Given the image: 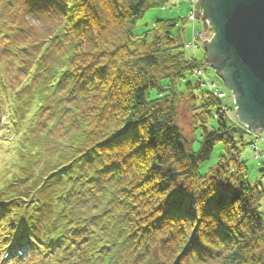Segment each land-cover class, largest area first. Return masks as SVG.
<instances>
[{"label":"trees","instance_id":"16d2710c","mask_svg":"<svg viewBox=\"0 0 264 264\" xmlns=\"http://www.w3.org/2000/svg\"><path fill=\"white\" fill-rule=\"evenodd\" d=\"M7 1L5 15L15 7ZM170 1L15 0L55 22L4 36L12 22L0 11V94L14 101L21 134L0 199L35 202L25 232L56 243L46 264H264V188L247 180L243 128L189 81L208 66L205 53L186 55L188 21L135 33ZM149 38L143 51L128 50ZM19 44L27 49L17 56ZM184 103L192 140L178 124Z\"/></svg>","mask_w":264,"mask_h":264},{"label":"rangeland","instance_id":"374dc122","mask_svg":"<svg viewBox=\"0 0 264 264\" xmlns=\"http://www.w3.org/2000/svg\"><path fill=\"white\" fill-rule=\"evenodd\" d=\"M8 1H7V4H12L15 7H13L12 10L8 14L5 15L4 14L5 0H0V11L2 10V16L8 19V22H12L14 29H17L19 27L20 29L23 30V32L26 30L25 33H28V31H30L31 29H36V28L44 29L45 27H50L53 25V22H55L53 18H48L41 11L35 12L28 8H25L24 6H16L15 0L14 1L10 0V3H8ZM29 2L32 3L33 0H30ZM190 12H192V8H191L190 3L187 0H171L170 4L166 8L149 11L145 15L144 19L140 21L135 33L136 35H140L141 33L148 32L149 30L153 28L154 24L158 21H165L169 19H177L180 21L182 20L186 21ZM194 13H195L196 19L198 20L196 23V28H193V25L191 23H186V22L184 23V43L186 45L185 52L188 58L194 57V58L200 59L201 57H203V54L205 53L204 49L202 48V45L200 49H197L198 51L196 52H193L192 48L189 46L192 44V41H193V35H194L193 31L200 30L203 27L199 23L202 13L197 10ZM10 16H12V18ZM0 30L2 29L0 28ZM5 34H11V32H3V36ZM212 37H213V32L211 31V28H209L207 31L205 30L202 31L199 34V38L204 39L205 41H210ZM150 41H151L150 38L147 39L146 41L139 40L136 43L130 44L128 46V50L130 52H133L135 50L143 51L146 45L150 43ZM19 46H26V45L20 44ZM14 51H15V54L17 55L18 51L16 50V48L14 49ZM189 81L192 82L194 85H199L201 83H204L206 85L205 86L201 85V86L205 87L207 90L212 89V90L219 91L225 94L226 96L225 99L221 101L222 105L226 106L229 109L228 114L233 120V122H238V118L236 116V103H235L234 96L224 86L223 82L220 80V78L216 75V73L211 68H207L205 76L203 75L201 78L189 76ZM186 105L187 104L184 103L180 109L178 124L184 136L187 137L189 140H192L194 136V133H193L194 123L191 118L188 107H186ZM4 110H7L8 112H10V115H11L12 106L9 104L6 106L0 105V118L3 115ZM27 126H28L27 124L24 126L23 131L27 128ZM213 126H215V121L212 120L211 122L208 123V128L213 127ZM10 130H11L10 121L8 122V126L5 127L4 130H0V134L2 135L1 137L2 140L0 141V179H2L3 172L6 169H10L16 164L14 150L19 147V140L17 141V139H13V135L10 134ZM199 135L200 134L198 133L195 136L198 138ZM260 138H261V141L259 143L258 148H259V152H262L263 157L257 158L253 154L250 144L255 141V138L247 137L245 139V144H244L245 148L242 151L241 160L243 163H245L246 170H247V180L250 183V185L258 184L264 188V133L261 134ZM198 140L194 142V151L199 150L200 145H199ZM220 154H222L221 145L216 147L214 154L212 158L210 159V161H208L207 163H205L204 165L200 167L201 175H206L217 164ZM0 182L3 183V179ZM3 191L4 189L1 187L0 196L4 194L2 193ZM4 199H7V198L4 197ZM18 201L22 202L19 199H17L16 201H13L10 209L14 210L13 207L18 206V204H16ZM24 203H27V204L26 205L23 204V206H21L23 207L22 209H24L25 206H28L27 200H25ZM34 204L35 202L33 203V205ZM15 212L12 211L13 214H15ZM12 213L11 214H0V238H3L2 240H0V243L2 244L7 245V243H9L8 239L15 240V238H18L16 237V233L14 230L16 229V226L13 229H10V226H9L10 223L13 222V217L11 216ZM23 219H24V215L19 216L20 222H22ZM27 241H28L27 238L23 239L22 244H25ZM36 247H35V250H36ZM53 249H55V247ZM35 250L30 249L27 251L28 257L26 261L19 263L18 261L15 262V261L10 260L9 263L7 264H40L41 262L39 263L38 256L42 257L43 255L38 254L37 252L38 256L34 257ZM52 252L54 251L50 250V253ZM52 256L53 258L56 257L54 253Z\"/></svg>","mask_w":264,"mask_h":264},{"label":"water","instance_id":"95a60500","mask_svg":"<svg viewBox=\"0 0 264 264\" xmlns=\"http://www.w3.org/2000/svg\"><path fill=\"white\" fill-rule=\"evenodd\" d=\"M206 64L233 94L238 121L264 133V0H198ZM209 27V28H208Z\"/></svg>","mask_w":264,"mask_h":264},{"label":"built area","instance_id":"2783aa9c","mask_svg":"<svg viewBox=\"0 0 264 264\" xmlns=\"http://www.w3.org/2000/svg\"><path fill=\"white\" fill-rule=\"evenodd\" d=\"M190 2H191V4L193 5V7H195V5H196V3H197V0H191ZM189 21H191V22H194V21H195V13H194V12L190 14V16H189ZM198 36H199V35H198ZM195 40H197V37L194 38V41H195ZM199 74H200V71L197 72V75H199ZM215 96H217L218 98H222V97H223L222 94H217V93H215ZM259 142H260L259 140L256 141V144H254V145L252 146V149H253V151H254L255 153L258 151V143H259Z\"/></svg>","mask_w":264,"mask_h":264},{"label":"crops","instance_id":"0c3cea01","mask_svg":"<svg viewBox=\"0 0 264 264\" xmlns=\"http://www.w3.org/2000/svg\"><path fill=\"white\" fill-rule=\"evenodd\" d=\"M226 97V96H225Z\"/></svg>","mask_w":264,"mask_h":264}]
</instances>
